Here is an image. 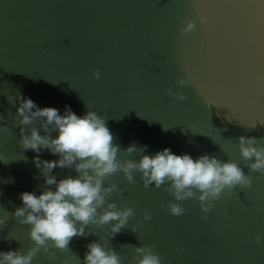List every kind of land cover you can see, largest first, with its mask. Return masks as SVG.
<instances>
[{
	"label": "water",
	"instance_id": "water-1",
	"mask_svg": "<svg viewBox=\"0 0 264 264\" xmlns=\"http://www.w3.org/2000/svg\"><path fill=\"white\" fill-rule=\"evenodd\" d=\"M18 95L61 113L65 105L77 115L95 111L121 161H138L139 152L124 151L147 145L146 155L169 148L235 162L251 178L250 187L225 189L206 215L188 199L172 216L166 184L146 189L140 173L129 183L117 172L104 184L117 185L108 202L133 208L127 226L111 236V225L90 224L68 250H50L54 261L41 250L33 264H77L73 256L83 264L92 242L123 264L149 245L161 264H264V175L245 166L238 146L241 136L264 146V0H0V126L10 131L0 129V251L26 253L30 226L13 214L20 193L45 186L37 153L19 146ZM39 157L57 159L47 150Z\"/></svg>",
	"mask_w": 264,
	"mask_h": 264
},
{
	"label": "clouds",
	"instance_id": "clouds-1",
	"mask_svg": "<svg viewBox=\"0 0 264 264\" xmlns=\"http://www.w3.org/2000/svg\"><path fill=\"white\" fill-rule=\"evenodd\" d=\"M195 25L187 23L183 31H192ZM92 76L99 79L100 73ZM187 81H178L184 86ZM169 94L172 92L169 90ZM176 98L185 100L183 94ZM16 114L20 118L19 146L23 150L37 153L33 163L43 177L44 190L25 191L19 194L21 206L16 208L14 218L21 225L30 226L28 236L33 246L26 252L0 251V264H33L38 252L43 250L50 260H55V251L68 250L74 237H87L86 226L101 227L111 225V236L118 234L134 215L133 208H117L107 197L117 190L115 183L105 186V180L120 172L129 183L134 181V172L140 173L144 188L167 185V192L174 202H169L168 211L172 216H181L185 209L179 202L196 199L206 215L225 189L232 190L251 186V178L235 162H222L207 154L193 159L190 154H174L164 148L154 155L143 154L147 145L137 149L129 146L124 152H139L138 161L118 159L119 145L113 143L105 119L95 111L77 115L68 105L63 113L54 107H40L27 96H17ZM254 127V126H253ZM0 129L10 132L5 126ZM41 131L43 135H41ZM55 133V136H53ZM239 154L245 166L252 172L264 175V146H260L254 137L241 136L238 139ZM45 150L56 156L54 160H42L40 153ZM0 162L7 158L0 155ZM69 169L76 173L57 180L53 170ZM122 191V190H121ZM7 217L0 218V226ZM151 217L144 215V220ZM135 232L136 229L132 228ZM260 237H257L259 243ZM151 245L135 247L136 255L131 264H161L160 256ZM83 264H123L120 256L101 243L92 242L86 246ZM77 264H80L76 256Z\"/></svg>",
	"mask_w": 264,
	"mask_h": 264
}]
</instances>
